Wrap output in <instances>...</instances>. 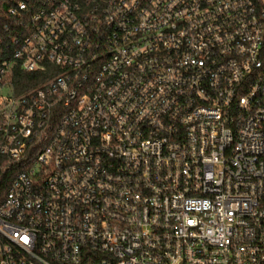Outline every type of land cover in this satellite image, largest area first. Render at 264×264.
<instances>
[{"label": "built area", "instance_id": "built-area-1", "mask_svg": "<svg viewBox=\"0 0 264 264\" xmlns=\"http://www.w3.org/2000/svg\"><path fill=\"white\" fill-rule=\"evenodd\" d=\"M0 264H264V0L0 4Z\"/></svg>", "mask_w": 264, "mask_h": 264}, {"label": "trees", "instance_id": "trees-1", "mask_svg": "<svg viewBox=\"0 0 264 264\" xmlns=\"http://www.w3.org/2000/svg\"><path fill=\"white\" fill-rule=\"evenodd\" d=\"M3 1L4 0H0V4ZM7 187H8V184L7 183H5V182L3 183V182L0 181V201L4 197Z\"/></svg>", "mask_w": 264, "mask_h": 264}]
</instances>
